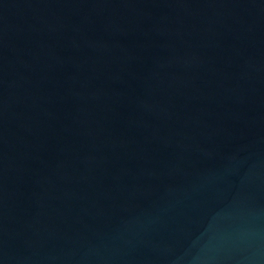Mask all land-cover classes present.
<instances>
[{
	"label": "water",
	"instance_id": "water-1",
	"mask_svg": "<svg viewBox=\"0 0 264 264\" xmlns=\"http://www.w3.org/2000/svg\"><path fill=\"white\" fill-rule=\"evenodd\" d=\"M0 264H264V0H0Z\"/></svg>",
	"mask_w": 264,
	"mask_h": 264
}]
</instances>
